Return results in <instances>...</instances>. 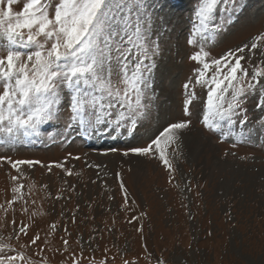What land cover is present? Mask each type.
Here are the masks:
<instances>
[{"label": "snow or ice", "instance_id": "snow-or-ice-1", "mask_svg": "<svg viewBox=\"0 0 264 264\" xmlns=\"http://www.w3.org/2000/svg\"><path fill=\"white\" fill-rule=\"evenodd\" d=\"M19 3L21 0H0V147L39 138L49 125L61 122L59 134L65 140L73 133L81 138L134 137L150 124L158 99L156 77L164 57V37L170 40L172 24L159 0H23L22 8L16 10ZM245 7L243 0H195L189 15L191 28L184 38L185 45L193 49L185 54L193 67L181 85V115L159 126L144 145L123 151V157L157 161L171 183L180 171L177 160L184 155L185 138L197 125L231 148L248 143L254 131H264V30L245 43L215 51ZM196 34L198 39H192ZM223 155L236 153L226 151ZM69 159L81 157L69 153L63 161L44 164L0 156V164L6 161L17 173L10 177L12 199L0 203L5 217L12 211L8 239H15L16 244H0V264H49L45 251L65 256L63 264H109L107 255L100 261L85 256L82 239L77 240L81 245L78 252L66 237H60L61 248H47L49 237L59 230L57 221L49 224L44 239L42 229L33 230L35 221L28 212L25 185L17 183L27 175L22 166L40 165L48 173L56 168L72 176ZM239 159L247 161L249 157ZM86 166L94 167L98 174L107 167ZM114 175L124 201L121 209L134 211L139 205L131 199L122 173ZM67 190L62 188L55 199H62ZM18 202L21 213L33 223L16 224L14 205ZM146 217L141 211L127 223ZM8 226L3 219V227ZM136 231L143 238L142 223ZM143 252L146 264H168L150 252L147 243ZM121 259L122 264H138L140 257Z\"/></svg>", "mask_w": 264, "mask_h": 264}, {"label": "rangeland", "instance_id": "rangeland-1", "mask_svg": "<svg viewBox=\"0 0 264 264\" xmlns=\"http://www.w3.org/2000/svg\"><path fill=\"white\" fill-rule=\"evenodd\" d=\"M243 2L246 7L239 13V20L216 52L245 43L264 30V0ZM22 3L23 0L15 9L20 10ZM159 3L164 5L172 24L170 40L164 37V57L156 77L158 99L150 124L141 127L134 137L117 134L81 138L73 133L65 140L59 134L63 129L61 122L49 125L47 133L39 138L0 147V156L44 164L63 161L69 153L81 157L68 160L72 176L56 168L48 173L40 165L22 166L27 175L17 183L25 185L28 212L35 221L33 230L42 229L40 235L44 239L49 224L58 222L59 230L49 237L47 248H61L60 237H66L77 252L81 247L77 240L82 239L85 256L100 261L107 255L109 264H122L121 257L131 260L137 256L138 264H146L145 243L150 252L168 264H264V131H254L248 143L231 148L227 142L218 143L215 135L202 132L197 125L185 138L184 155L177 160L180 171L171 183L157 161L121 155L130 147L144 145L159 126L181 115V85L193 67L185 55L193 49L185 45L184 38L191 28L189 15L195 0H159ZM171 29H175L174 33ZM191 38L198 39V34ZM226 151L235 152L236 156L225 157ZM245 155L249 159L241 161L239 157ZM87 163L107 167L98 174ZM117 171L122 173L131 199L139 205L134 211L121 209L124 201L114 175ZM77 172L79 176L75 175ZM15 175L16 171L6 161L0 164V203L12 199L10 177ZM93 180L96 182L92 183ZM62 188L68 190L63 192L62 199H55ZM110 196L115 199H109ZM14 207L17 225L33 223L27 214L21 213L19 202ZM141 211L147 213L146 218L127 223ZM5 218L8 227H3ZM12 220L11 210L5 217L0 209V244H16L15 239H8L12 235ZM141 223L143 238L136 231ZM44 255L49 264H63L65 259L51 251H45ZM113 256L117 257L115 261Z\"/></svg>", "mask_w": 264, "mask_h": 264}]
</instances>
